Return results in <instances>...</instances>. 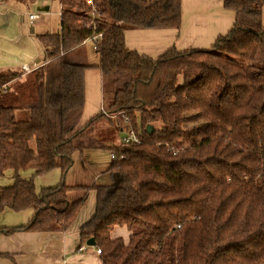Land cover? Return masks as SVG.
Segmentation results:
<instances>
[{
    "label": "trees",
    "instance_id": "trees-1",
    "mask_svg": "<svg viewBox=\"0 0 264 264\" xmlns=\"http://www.w3.org/2000/svg\"><path fill=\"white\" fill-rule=\"evenodd\" d=\"M57 1L60 31L36 34L46 61L28 74L0 69V176L17 172L0 187V210L34 212L0 235L66 231L94 189L80 237H94L103 264H264V0H223L235 12L227 34L157 59L128 48L125 32L180 28L182 0H94V21L85 0ZM100 33L98 66L113 96L82 121L93 65L81 48ZM103 120L141 137L110 147L109 184L62 181L38 192L19 176L67 173L75 151L104 146ZM73 190L84 194L71 200ZM117 226L128 240L112 236Z\"/></svg>",
    "mask_w": 264,
    "mask_h": 264
},
{
    "label": "rangeland",
    "instance_id": "rangeland-1",
    "mask_svg": "<svg viewBox=\"0 0 264 264\" xmlns=\"http://www.w3.org/2000/svg\"><path fill=\"white\" fill-rule=\"evenodd\" d=\"M46 6H49V10H43ZM60 10V4L57 0H7L5 4H1L0 62L17 65L23 52L32 43L33 46L39 45V41L36 38L37 33L58 30L61 21ZM29 13H40V17L31 24L28 19ZM81 51L84 54L82 59L86 63L93 65L85 73L86 102L82 121H87L101 111L104 99L106 104L112 98L113 92L109 87V83H105L101 69L98 66L100 64L99 52L93 48L91 43H86L81 48ZM13 82H17V80ZM14 91L15 87L11 86L10 92ZM27 115L26 110L18 109L16 112L18 119H26ZM125 133L124 129L111 128L103 120L96 127V134L103 139L104 146L85 149L81 152L75 151L73 153V165L67 173H64L61 168H53L45 173L38 174L33 168H25L21 169L18 174L23 179L32 180L38 192L44 187L56 186L62 181L70 186L109 184L111 175L107 170L112 163L110 147L121 143ZM16 174L17 172L14 169H8L4 175L0 176V187L12 185ZM91 190L87 193L86 203L90 200ZM83 194V190H73L69 193V197L71 200H75ZM33 213L32 209L19 212L10 209L0 210V229L7 225L10 226L9 224L23 223ZM117 228H121V226ZM124 230L121 236L127 239L129 230L127 228H124ZM117 235L120 234L115 231L113 236ZM89 248H92V246H89Z\"/></svg>",
    "mask_w": 264,
    "mask_h": 264
},
{
    "label": "crops",
    "instance_id": "crops-1",
    "mask_svg": "<svg viewBox=\"0 0 264 264\" xmlns=\"http://www.w3.org/2000/svg\"><path fill=\"white\" fill-rule=\"evenodd\" d=\"M262 19L264 24V7ZM234 21L235 12L225 8L223 0H182L180 28L128 29L125 32L126 45L154 59L172 47L178 50L207 49L213 45L218 36L229 32ZM60 29L61 21L59 29L53 32ZM45 61L46 54L43 46L40 42L36 46L32 43L23 52L17 65L0 62V69L21 68L24 63L31 66L40 65ZM90 196L89 202L84 205L75 222L66 231H18L10 235L1 234L0 264H103L96 246L81 249L83 241L87 239H81L80 228L95 211L96 191L94 189L91 190ZM31 217L26 218L23 223L9 225H24ZM117 227L112 231V236L115 231L120 234L117 236L123 235L126 227ZM128 238L129 236L126 240Z\"/></svg>",
    "mask_w": 264,
    "mask_h": 264
},
{
    "label": "built area",
    "instance_id": "built-area-1",
    "mask_svg": "<svg viewBox=\"0 0 264 264\" xmlns=\"http://www.w3.org/2000/svg\"><path fill=\"white\" fill-rule=\"evenodd\" d=\"M86 1V4L88 6H90L92 8V11H91V14H92V17H93V21L95 20V17L97 14H99V11H98V8L95 4V1L94 0H85ZM6 3V0H0V5L1 4H5ZM40 17V13H29L28 15V19H29V22L31 24H33L35 22L36 19H38ZM102 38V33L100 34H94L93 36L89 37L85 42L86 43H91L93 48L98 51L100 46H99V42ZM39 65L38 64H33V66H31L30 64L28 63H24L21 65V69L24 71V74H28L30 73L33 69L37 68ZM103 107V106H102ZM126 133L125 135L123 136V140H122V143L124 144H130L131 142H135V143H140L141 142V137H139L135 132L134 130L132 129H127L125 130ZM111 158L112 159H116V155L114 152H111ZM87 243H86V240L83 241L82 245H81V249H86L87 248ZM96 251L98 254H101L102 253V250L98 247H96Z\"/></svg>",
    "mask_w": 264,
    "mask_h": 264
},
{
    "label": "water",
    "instance_id": "water-1",
    "mask_svg": "<svg viewBox=\"0 0 264 264\" xmlns=\"http://www.w3.org/2000/svg\"><path fill=\"white\" fill-rule=\"evenodd\" d=\"M48 6H46V7H44L43 8V10H48ZM42 10V11H43ZM148 130H150V126H148ZM86 243H87V245H89V246H96V241H95V239H94V237H90V238H88L87 240H86Z\"/></svg>",
    "mask_w": 264,
    "mask_h": 264
}]
</instances>
